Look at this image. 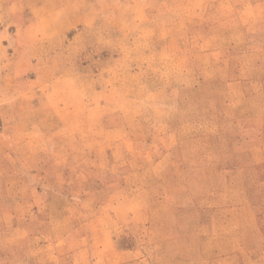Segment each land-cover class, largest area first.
Masks as SVG:
<instances>
[{
    "label": "rangeland",
    "instance_id": "rangeland-1",
    "mask_svg": "<svg viewBox=\"0 0 264 264\" xmlns=\"http://www.w3.org/2000/svg\"><path fill=\"white\" fill-rule=\"evenodd\" d=\"M0 264H264V0H0Z\"/></svg>",
    "mask_w": 264,
    "mask_h": 264
}]
</instances>
